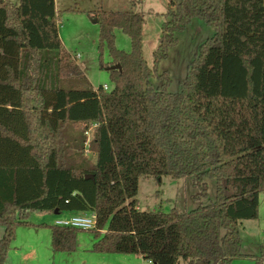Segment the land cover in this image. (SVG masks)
Wrapping results in <instances>:
<instances>
[{"label": "trees", "instance_id": "obj_1", "mask_svg": "<svg viewBox=\"0 0 264 264\" xmlns=\"http://www.w3.org/2000/svg\"><path fill=\"white\" fill-rule=\"evenodd\" d=\"M165 17L152 68L141 15L92 17L111 58L106 68L120 66L108 72L110 91L94 90L63 49L54 0H0V264L16 229L32 226L30 214L55 211L95 215V254L152 264L244 258L240 227L257 220L264 192V0H167ZM193 20L213 35L180 92L170 93L168 73L156 67ZM115 30L129 52L114 47ZM161 177L193 178L197 197L214 180L215 200L188 213L141 212L139 179ZM49 229L54 254L75 251L82 231ZM255 261L264 264V251Z\"/></svg>", "mask_w": 264, "mask_h": 264}, {"label": "rangeland", "instance_id": "obj_2", "mask_svg": "<svg viewBox=\"0 0 264 264\" xmlns=\"http://www.w3.org/2000/svg\"><path fill=\"white\" fill-rule=\"evenodd\" d=\"M17 5L19 0H9ZM58 16V33L63 49L71 60L80 67L88 84L97 90L112 89L106 66L111 62L108 48L100 41V25L92 17L98 12H134L142 17V54L149 68L153 67V53L161 36V27L167 21V0H54ZM213 31L201 21L193 20L189 26L175 35L177 45L169 50L167 59L156 67V74L168 73L170 80L168 92L179 93L187 74V68L198 53L199 46L210 39ZM114 47L123 52L131 49L127 36L119 30L114 31ZM154 86L158 84L152 79ZM95 127L85 133V145L92 140ZM77 130L68 126L69 138L77 137ZM88 158L93 159L92 154ZM206 196L197 197L199 189L193 178L185 177L175 181L169 177L160 179L140 178L138 181L137 205L141 212L168 214L172 210L188 213L200 206H207L215 200L216 183L206 179ZM258 218L245 221L240 227L242 240L241 253L244 258L231 264H256L264 251V192L259 195ZM49 212H35L29 215L28 223L33 229L18 227L10 251L4 264H79L82 257L98 258L90 250L94 240L91 232H80L76 248L72 254H54L51 249L50 227L65 217ZM67 216V215H64ZM0 240L4 230L0 226ZM31 232V235H28ZM16 237V240H15ZM133 264H143L142 261ZM182 264V263H180Z\"/></svg>", "mask_w": 264, "mask_h": 264}, {"label": "built area", "instance_id": "obj_3", "mask_svg": "<svg viewBox=\"0 0 264 264\" xmlns=\"http://www.w3.org/2000/svg\"><path fill=\"white\" fill-rule=\"evenodd\" d=\"M104 91H107V88L102 87ZM87 148V144L85 145ZM86 154H90L88 150H85ZM93 156V154H92ZM54 226L60 228H72L77 229L82 232H91L95 230L96 220L94 214H75L64 220H58L54 223ZM143 264H152L150 261H142Z\"/></svg>", "mask_w": 264, "mask_h": 264}, {"label": "crops", "instance_id": "obj_4", "mask_svg": "<svg viewBox=\"0 0 264 264\" xmlns=\"http://www.w3.org/2000/svg\"><path fill=\"white\" fill-rule=\"evenodd\" d=\"M64 215H67V216H64ZM72 215H75V214H63L62 216L65 218H69ZM32 227L34 226L24 227V229L26 228L33 229ZM18 231L19 229H17L16 234L18 233ZM0 235H1V232H0ZM28 235H31V232H28ZM15 240H16V237H15ZM91 248L90 250L87 249L86 252L92 253ZM69 254H72V253H69ZM96 255H98V258H96V256L94 258L93 257L91 258L82 257L79 264H133V263H138V261H142V259L137 256H125V255H113V254H96Z\"/></svg>", "mask_w": 264, "mask_h": 264}, {"label": "water", "instance_id": "obj_5", "mask_svg": "<svg viewBox=\"0 0 264 264\" xmlns=\"http://www.w3.org/2000/svg\"><path fill=\"white\" fill-rule=\"evenodd\" d=\"M115 70H120V66L119 65H115V66H111L107 69V72H110V71H115ZM54 215H59L58 212H54L53 213Z\"/></svg>", "mask_w": 264, "mask_h": 264}]
</instances>
